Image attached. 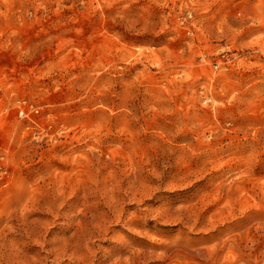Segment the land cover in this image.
Segmentation results:
<instances>
[{"label":"rangeland","instance_id":"374dc122","mask_svg":"<svg viewBox=\"0 0 264 264\" xmlns=\"http://www.w3.org/2000/svg\"><path fill=\"white\" fill-rule=\"evenodd\" d=\"M0 264H264V0H0Z\"/></svg>","mask_w":264,"mask_h":264},{"label":"built area","instance_id":"2783aa9c","mask_svg":"<svg viewBox=\"0 0 264 264\" xmlns=\"http://www.w3.org/2000/svg\"><path fill=\"white\" fill-rule=\"evenodd\" d=\"M16 117L18 119H29V115L30 114H37L38 110L34 109L32 107L29 106H25L26 102L25 101H20V99H18L16 101Z\"/></svg>","mask_w":264,"mask_h":264}]
</instances>
